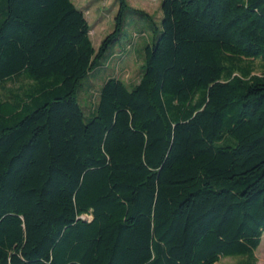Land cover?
Listing matches in <instances>:
<instances>
[{
	"label": "trees",
	"instance_id": "16d2710c",
	"mask_svg": "<svg viewBox=\"0 0 264 264\" xmlns=\"http://www.w3.org/2000/svg\"><path fill=\"white\" fill-rule=\"evenodd\" d=\"M116 1L95 50L73 0H0V264H256L264 0H160L159 22ZM137 19L138 82L84 112Z\"/></svg>",
	"mask_w": 264,
	"mask_h": 264
},
{
	"label": "rangeland",
	"instance_id": "374dc122",
	"mask_svg": "<svg viewBox=\"0 0 264 264\" xmlns=\"http://www.w3.org/2000/svg\"><path fill=\"white\" fill-rule=\"evenodd\" d=\"M127 4L135 9H139L151 16L155 22L161 18L160 0H126ZM79 10L84 13L86 21L90 26L89 37L93 48L98 49L103 39L114 29V19L118 12V3L116 0H73L72 2ZM137 23L126 27L120 39L112 46L110 51L116 53L112 60L108 55L101 60L103 69L98 73L93 81L94 87L90 94H81L79 102L83 111H89L97 100V92L102 82L109 76H115L121 79L127 85H134L140 77V70L143 65L144 55L142 47L150 40L147 22L144 19H137ZM135 22V20H134ZM144 27V28H143ZM132 44L129 48V44ZM127 52L121 59V52ZM263 62L258 59L253 64V71L259 73L262 71ZM85 82V81H84ZM256 264H264V234L258 249L254 253ZM244 260L239 258H223L216 264H242Z\"/></svg>",
	"mask_w": 264,
	"mask_h": 264
}]
</instances>
